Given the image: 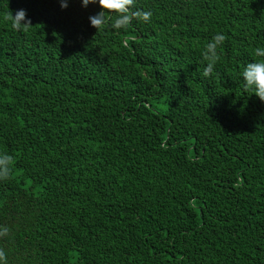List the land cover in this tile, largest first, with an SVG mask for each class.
Masks as SVG:
<instances>
[{
	"label": "trees",
	"instance_id": "trees-1",
	"mask_svg": "<svg viewBox=\"0 0 264 264\" xmlns=\"http://www.w3.org/2000/svg\"><path fill=\"white\" fill-rule=\"evenodd\" d=\"M137 9L97 30L98 3L0 0L7 264H264V102L241 75L264 62V0Z\"/></svg>",
	"mask_w": 264,
	"mask_h": 264
},
{
	"label": "clouds",
	"instance_id": "clouds-1",
	"mask_svg": "<svg viewBox=\"0 0 264 264\" xmlns=\"http://www.w3.org/2000/svg\"><path fill=\"white\" fill-rule=\"evenodd\" d=\"M62 9L68 7V0H59ZM100 7V11L94 15L89 16L90 25L94 28L101 29L108 24L109 18L105 16V12H114L118 16L111 24L114 29H127L132 19H139L143 22H149L152 16L151 11H143L137 9L131 11L135 5V0H82V6L87 7L89 4H97ZM6 19L11 21L12 27L15 30H27L30 26L31 20L27 17L25 9H18L13 15L12 11L6 16ZM226 37L223 34H216L213 36L206 50L204 51L203 58L206 61H211L204 69V75L209 76L212 74L216 60H218L217 46L222 45ZM257 56L264 57V48H257L255 50ZM242 77L245 81L247 88H253L254 93L259 99L264 102V62L253 61L249 62L242 71ZM13 158L7 154L0 155V180H7L11 174V164ZM8 229L5 227L0 231V236H6ZM0 262L7 264L6 253L3 249H0Z\"/></svg>",
	"mask_w": 264,
	"mask_h": 264
}]
</instances>
